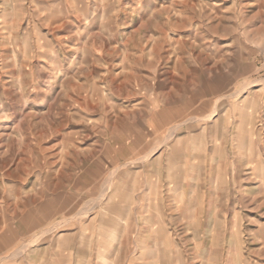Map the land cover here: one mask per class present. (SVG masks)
<instances>
[{"label":"rangeland","instance_id":"1","mask_svg":"<svg viewBox=\"0 0 264 264\" xmlns=\"http://www.w3.org/2000/svg\"><path fill=\"white\" fill-rule=\"evenodd\" d=\"M89 259L264 264V0H0V264Z\"/></svg>","mask_w":264,"mask_h":264},{"label":"crops","instance_id":"2","mask_svg":"<svg viewBox=\"0 0 264 264\" xmlns=\"http://www.w3.org/2000/svg\"><path fill=\"white\" fill-rule=\"evenodd\" d=\"M130 203H131V202H130ZM130 207H131V206H130ZM134 208H135V207H134ZM134 208H133V210H135ZM92 263H93V262H91V260L89 259L88 263H86V264H92Z\"/></svg>","mask_w":264,"mask_h":264}]
</instances>
